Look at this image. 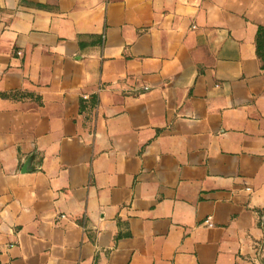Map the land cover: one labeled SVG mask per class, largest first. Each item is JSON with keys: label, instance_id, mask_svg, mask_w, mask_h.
Here are the masks:
<instances>
[{"label": "crops", "instance_id": "0c3cea01", "mask_svg": "<svg viewBox=\"0 0 264 264\" xmlns=\"http://www.w3.org/2000/svg\"><path fill=\"white\" fill-rule=\"evenodd\" d=\"M0 264H264V0H0Z\"/></svg>", "mask_w": 264, "mask_h": 264}, {"label": "built area", "instance_id": "2783aa9c", "mask_svg": "<svg viewBox=\"0 0 264 264\" xmlns=\"http://www.w3.org/2000/svg\"><path fill=\"white\" fill-rule=\"evenodd\" d=\"M263 252V248H260V247H258V248H255V256L257 257V256H260V254ZM256 257H255V259H256Z\"/></svg>", "mask_w": 264, "mask_h": 264}]
</instances>
